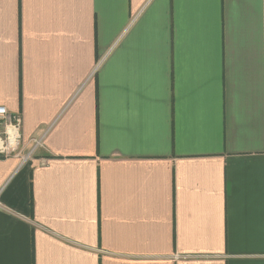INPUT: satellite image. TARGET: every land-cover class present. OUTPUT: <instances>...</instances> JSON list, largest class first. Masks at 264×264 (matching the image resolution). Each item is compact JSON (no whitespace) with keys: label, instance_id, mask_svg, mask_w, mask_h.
<instances>
[{"label":"crops","instance_id":"0c3cea01","mask_svg":"<svg viewBox=\"0 0 264 264\" xmlns=\"http://www.w3.org/2000/svg\"><path fill=\"white\" fill-rule=\"evenodd\" d=\"M0 264H264V0H0Z\"/></svg>","mask_w":264,"mask_h":264},{"label":"built area","instance_id":"2783aa9c","mask_svg":"<svg viewBox=\"0 0 264 264\" xmlns=\"http://www.w3.org/2000/svg\"><path fill=\"white\" fill-rule=\"evenodd\" d=\"M31 142V149L23 152L21 116L11 114L5 107L0 106V160L17 158L19 167L27 164L41 145L39 139H32Z\"/></svg>","mask_w":264,"mask_h":264}]
</instances>
